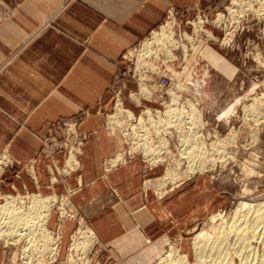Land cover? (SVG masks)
<instances>
[{
	"label": "crops",
	"instance_id": "0c3cea01",
	"mask_svg": "<svg viewBox=\"0 0 264 264\" xmlns=\"http://www.w3.org/2000/svg\"><path fill=\"white\" fill-rule=\"evenodd\" d=\"M226 4L227 0H0V156L6 154L24 166L35 160L30 171L18 167L19 179L13 170L3 174L0 196L25 191L50 196L80 182L71 203L106 246L109 261L155 264L177 231L190 229L222 204L211 180L198 177L159 200L144 187L143 176L157 177L161 167L146 169L135 158L106 171L104 161L122 143L117 135H106L100 113L80 126L87 135L81 168L64 179L55 169L63 165V157L57 155L53 161L41 156L40 140L50 123L85 109L111 108L110 89L122 56L158 28L170 9L185 11L188 18L198 5L221 9ZM72 227L65 223V237ZM64 242L60 260L65 257Z\"/></svg>",
	"mask_w": 264,
	"mask_h": 264
},
{
	"label": "rangeland",
	"instance_id": "374dc122",
	"mask_svg": "<svg viewBox=\"0 0 264 264\" xmlns=\"http://www.w3.org/2000/svg\"><path fill=\"white\" fill-rule=\"evenodd\" d=\"M249 2L250 0H227V4L221 9H216L210 5H198L194 7L192 14L188 18L184 17L185 11L170 9L163 23L159 26H165V23L168 22L170 11H176L178 13L176 24H180L181 27L180 29L175 27V30L186 33L188 38H183L182 41H178L177 43V62L175 68L172 66L176 72L172 76V82L176 83L178 87L181 84L190 87V91L188 92H178V95L183 94L178 99L181 102L187 101L189 104L187 108L190 110L189 116H191V120L200 121L198 126L194 128L196 134V138L194 139L201 138L200 140L202 141H198L199 144L196 146L198 151L203 152L199 156L200 160L207 164L210 159H215L216 162L213 167L208 165L209 167L203 172H196L187 178L189 174L187 176L184 174L188 166L187 159L184 158L185 156L182 155L181 149L179 148L180 141L177 132L172 130V137H167L165 138L167 141H163L166 147L168 145L166 156H163L165 165L156 163L150 166L145 164L140 157H136L142 160L146 169L162 168V171L157 177L150 178L145 175L143 176L144 187L152 189L155 192V196L161 200L169 193L178 191L189 183H192L198 177H208L219 195V201L222 199V204L211 214L220 213L215 221H211L209 219L211 215H209L204 220L193 225L190 229L177 231L175 237L171 239L170 244L155 264H158L161 259H165L170 251H177L179 255H187L188 264H199V260L194 254L195 250L192 248V238L196 234L203 232L212 236L218 230L222 231V224L229 221L228 218L240 201L257 202L264 200V99H262L264 97V14L259 10L264 7V0H258V2L252 1L251 9L248 11L246 5ZM231 7L234 8L233 10L240 17L238 26L235 28L229 25L219 27L217 25V15L228 13L227 9ZM199 10L205 12L208 16L207 23L203 19L201 21L203 24L202 30L208 32V35L202 32L199 33L197 29V32H194L195 29L188 24L193 22L199 24L200 21L197 22L198 19H195ZM235 19L234 17V22ZM159 27L152 32H159ZM199 46L201 48L208 46L218 53L228 64L232 73L226 75L210 65L206 59L202 58L195 51ZM121 62L120 69L126 66L122 59ZM162 67H165V64ZM120 69L118 74L120 73ZM126 83L127 85L133 84L132 81H127ZM135 97L133 98L138 101L139 99ZM258 98L260 100L254 102ZM172 103L173 105L177 104L175 99H173ZM251 106L255 112L247 111L248 107ZM151 107L159 109V107H155L154 105ZM191 107L195 111L194 113ZM112 109L113 100L110 109L101 107L95 110V112H92L90 109H85L72 118L61 119L48 125V133L40 140L42 144L40 154L53 161H55L57 155L63 157V165L55 168L60 177L64 179L67 175L75 173L81 168L80 157L82 156L83 147L87 141V135L80 132V126L90 116L100 113L104 116L105 129L107 116L112 114ZM170 109L171 112L169 113L172 119L175 118V115L177 117L181 116L183 121L181 128L184 129L182 126L185 123V116L182 110L173 108V106ZM132 112L134 111L132 110ZM77 122L78 126L74 127L75 129L67 127L68 124L73 125V123ZM76 133L85 135L86 139L81 147V153H74L75 155L72 156L70 155V151L73 147H76L74 140V134ZM105 133L108 135L107 131ZM46 142L48 143L46 144ZM213 143H217L218 151L223 152L225 154L224 156L218 157L215 150L211 149L210 145ZM122 148L119 151H122ZM116 154L117 152L104 161V167L106 165L105 162L107 161L108 163L109 159H112ZM34 163L35 160H32L28 165H19L6 154H3L0 156V164L3 165L0 171V178L3 177V174L7 170H13L16 172V178L19 179L18 167L30 171L33 169ZM169 165L172 167L170 172H173L174 176L172 174L168 175L170 174L168 173L170 169L169 167L166 169V166ZM117 167H110L105 170L111 171ZM173 167L175 170H173ZM49 174L51 180L53 181L55 178L54 182H56L57 177L51 169H49ZM81 187L82 184L79 182L77 187L67 188L65 192L56 194L63 196L69 195L65 208L74 214L73 219H64L59 227L61 232L60 247L63 241H65L64 243L66 245L65 257L68 254L71 238L77 230L84 226L94 233L84 216L71 203L72 196ZM48 200L52 201L50 199ZM58 219L59 214L56 212V205H54L49 216L48 226L50 229L57 228L59 225ZM66 222H71L73 227L71 232L65 237ZM94 235L97 242L92 245L89 256L95 258L96 264H117L109 261L106 255V246L100 242L95 233ZM84 251L82 247V250L79 251L80 254L78 255L77 253V260L82 259V254L85 253ZM0 253L2 254L0 264H8L9 253L5 252L1 247ZM64 259H58L57 264H60ZM234 262L235 264H239L237 258ZM69 263H74L72 257Z\"/></svg>",
	"mask_w": 264,
	"mask_h": 264
},
{
	"label": "built area",
	"instance_id": "2783aa9c",
	"mask_svg": "<svg viewBox=\"0 0 264 264\" xmlns=\"http://www.w3.org/2000/svg\"><path fill=\"white\" fill-rule=\"evenodd\" d=\"M233 9V7L228 8V13L217 15V25L219 27H226L229 25L235 28L238 26L240 17ZM177 16L178 13L176 11H170L168 22L165 23V26L159 27V32H152L145 40V42H150L155 33L159 34L164 32L166 36H169L168 40L165 38L162 40V42L166 44V48L162 50V42H160L159 44H150V50L144 52L143 45L145 42H143L142 45H139L137 48L126 51L122 57V61L126 66L120 69V73L117 75L110 89V93L113 95V109L111 111L112 114L107 116L105 131H107L108 136L117 135L121 139L123 150L117 152L112 159H109L108 163L107 161L105 162V169L126 164L129 160L136 157H140L145 164L150 166L156 163L165 165L163 156H166L168 145L167 147L164 146L163 141L166 140L165 138L167 137H172L171 131L174 130L177 132V128H181V126H177L178 123L173 119V123L169 127L166 126L165 129L167 130H165L162 124L156 126L151 124V122H160L161 119L165 117V113L169 106L182 110L185 116V123H183L182 127L185 130L190 126L192 118L189 116L190 110L187 108L189 104L187 101L181 102V100L178 99L183 94H177L178 92L185 93L190 91V87L181 84L180 88L176 83L172 82V76L176 72L173 67L175 68L177 62V43L178 41H182L183 38H188L186 33L175 30V27L178 29L181 27L180 24H176ZM234 17L236 18L235 22L233 21ZM195 19H198L197 22L200 21L199 24L194 22L188 23L195 29L194 32L198 31L199 33L202 32L208 35V32L202 30L203 24L201 22L204 20V22L207 23V14L199 10ZM164 64L165 67H162ZM127 81H132L134 87L128 86L126 83ZM134 96L139 100L136 101L133 98ZM173 99L177 102L176 105H172ZM152 105L159 107V109L151 107ZM128 109L134 111L132 117L129 115L130 111ZM77 126L78 122L73 123V125H67V127H72L73 129ZM74 136L76 147H73L70 151V155L72 156L75 155L74 153H81V147L86 139L85 135L79 133L74 134ZM47 143L48 142H46V144ZM180 149L182 152V148ZM168 167L171 170L172 167L169 165L166 166V169H168ZM2 168L3 165L0 164V171ZM173 170H175L174 167ZM53 181H55V178ZM35 195L40 196V194L28 192L1 195L0 206L8 200L18 198L13 206L22 210L30 206L31 199ZM47 197L51 198L50 200L52 201H50L51 204L48 212H45L43 215L45 221L41 233H38L44 236L43 239L46 240V245L41 243L42 246L39 245V247L34 249L28 244L27 247L23 249L22 246L27 240L25 233H21V238L17 239V237H14L15 235L7 237V234L2 233L3 231L0 230V247L3 248L5 252L9 253L8 264H57L61 243V232L59 227L64 219H73L74 214L70 213L65 208L69 195L63 196L53 194ZM54 205H56V212L59 214V225L56 229H50L48 222L50 212ZM3 222V218L0 215V224ZM82 238L86 240L85 247L87 248L85 249V253L82 254V259L77 260V253L73 245ZM96 242L97 239L94 233L83 226L74 233L68 248V254L60 264H68L71 257L74 261L73 264H96L95 258L89 256L90 249ZM45 247H48V249H45ZM22 253L24 254L22 255ZM27 256H29V258H26Z\"/></svg>",
	"mask_w": 264,
	"mask_h": 264
},
{
	"label": "bare ground",
	"instance_id": "6f19581e",
	"mask_svg": "<svg viewBox=\"0 0 264 264\" xmlns=\"http://www.w3.org/2000/svg\"><path fill=\"white\" fill-rule=\"evenodd\" d=\"M252 1L258 2V0H250L249 4L246 5L248 11L251 9ZM259 10L264 14V7ZM163 38L166 40L169 39L163 32L159 34L155 33L152 41H147L143 45V51L146 52V50H150V44H159L162 42ZM161 45L162 50L166 48V44L163 42ZM195 51L220 72L226 75L232 73V70L225 60L208 46H204L203 48L199 46ZM262 99H264V97ZM258 100L260 99H255L254 102ZM170 107L171 106H169L165 113V117L162 118L160 122H151V124L156 126L162 124L164 129L166 126L169 127L173 123V119L169 113L171 112L170 110H172ZM128 110L130 111L129 115L132 117L134 112L130 109ZM191 110L193 113L195 112L193 108ZM247 111L255 112L252 106L248 107ZM174 120L178 123L177 126H181L183 122L181 116L177 117L175 115ZM199 123L200 121L198 120H191L188 130L180 127L177 128L182 155L185 156L184 158L187 159L188 163L187 169L184 171L185 176L189 174L187 178L196 172H203L209 167L208 165L213 167L216 162L215 159H210L207 164L200 160L199 156H201L203 152L198 151L196 146L199 144L198 141H201V138L194 139L196 138L194 128H196ZM163 144L164 146L166 145L165 143ZM210 146L212 150H215L218 157L225 155L223 152L218 151L217 143H213ZM170 171L171 170H168V173H170L168 175H173V172ZM250 196L252 195L250 194ZM17 199L18 198H13L12 200H8L0 206V215L4 221L0 224V230L3 231L2 233L7 234V237L15 235L14 237H17V239H20L21 235L25 233L27 240L22 246L23 249H25L28 244L34 249L39 247V245L42 246L41 243L46 245L47 242L43 239L44 236L38 233H41L45 221L43 215L49 210L51 203L48 199L51 198L41 197V194L40 196L35 195L31 199L30 206L22 210L13 206ZM219 214L220 213L213 214L209 219L215 221ZM228 219L229 221L222 224V231L218 230V232L212 236L200 232L192 238V248L195 250L194 254L199 260V264H235L234 261L236 258L239 260V264H264V200L257 202L240 201ZM85 245L86 240L82 238L73 245V248L75 252L79 254L82 247L84 250L86 249ZM45 249H48V247H45ZM23 254L24 253H22V255ZM26 258H29V256ZM158 264H188V257L187 255H179L177 251H170L169 255L165 259H161Z\"/></svg>",
	"mask_w": 264,
	"mask_h": 264
}]
</instances>
